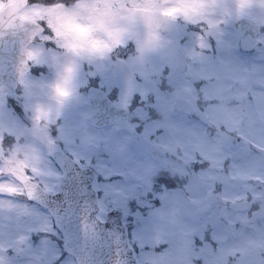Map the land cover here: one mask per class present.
I'll use <instances>...</instances> for the list:
<instances>
[{"label":"rangeland","instance_id":"rangeland-1","mask_svg":"<svg viewBox=\"0 0 264 264\" xmlns=\"http://www.w3.org/2000/svg\"><path fill=\"white\" fill-rule=\"evenodd\" d=\"M9 1L11 0H0V8ZM127 1L133 0H105V5L97 0H74L68 2L69 4L63 0H54L52 5L57 6L52 7L35 0L23 8L20 12L22 16L44 20L48 30L29 49L33 71L21 79L24 86L21 95L26 96L25 103L34 110L37 119L46 118L47 121L56 122L54 117L62 114V122L59 121L58 126L59 134L56 137L63 140L66 149L75 153L82 162H94L97 170L101 172L103 179L97 183V188L101 191L100 202L103 209L116 204L125 206L129 219L127 221L132 228L131 236L141 244L152 245L161 236L169 242L173 241V248L170 247L165 252L169 254L168 259L160 263L162 255H155L156 264H183L182 260L191 255V251L186 250V245L192 240L194 230L188 226L197 223V206L193 203L184 217L170 213L166 210L167 207L154 206L156 195L148 197L146 194L150 184L149 177L157 172L158 165L150 155L138 154L126 131L115 130L116 133L106 136L111 133L110 128L103 129L102 133H96L92 129L88 117L89 93L85 97V88L90 84L87 82L88 77L98 78L101 75L100 85L109 89L118 84L115 100L125 107L129 104L133 90H140L145 95L150 89H155L154 99L159 107L168 108L162 120L155 119L146 123L142 132L171 155L168 157L173 167L171 171L178 173L180 177H186L193 169L199 171L204 181L202 187H198L192 180H187V183L195 201L200 204L203 191L209 188L213 191L218 182L244 181L252 175L264 180V148L256 147L264 145V64H260L257 57L254 60L241 59L236 55L232 44L219 45L215 54L205 55L196 51L193 44L186 43L183 47L193 54L195 60L194 77L206 76L208 82L200 88L201 93L192 80L175 82L167 91L158 90L156 83L163 75L162 62L172 63L173 68L178 35H162L154 29L142 27L133 12L134 7L130 8ZM175 1L147 0L144 5H155L165 10H173L174 13L186 12L182 11L185 7H177ZM257 2V14H263L264 21V0ZM130 35L137 37L140 50L133 55H129V51L126 56L120 57L128 58L126 61L138 76L135 81L121 84L117 82L108 53L117 42L126 44ZM46 41H51L54 45L45 46ZM49 46L59 51L52 47L45 51ZM221 47H225L224 50ZM146 60L151 61L152 65ZM47 62V72L38 74V69L43 63L47 65ZM253 62L255 69L250 76L249 69L245 67ZM34 83L43 87V96L36 97L33 94ZM255 83L258 86H254ZM250 87L252 93L248 91ZM252 95L253 106L249 102ZM177 96H187L200 102L199 115L188 118L183 112L173 111L170 103ZM216 97H235L240 104L236 105L237 108H223L213 102L208 104V108L203 99L210 98L212 101ZM4 102L5 99L0 97V141L3 139L1 129L11 131L9 126L14 122L10 120L11 116L7 112L3 113V109L6 110ZM203 103L205 108H202ZM244 107L247 109H242ZM206 114H210L218 122L206 118ZM222 122L225 124H220ZM208 123L213 125L215 132L209 130ZM240 123L244 124L237 132L243 139L241 143L235 146L226 143L217 131L218 126L232 131ZM16 124L15 132L20 133L21 142L12 144L11 150L18 161L32 167L33 174L41 184L48 190H55L59 173L46 158L44 147L23 132L19 122ZM161 128L164 132L157 134V130ZM152 134L156 135L155 140L150 137ZM249 140L255 142V150L254 153L250 151L251 154L246 151ZM244 167L249 168V172H245ZM1 170L0 165V172ZM113 176L114 180L109 181ZM118 176L123 178L118 179ZM0 183L14 184L23 193L21 187L4 173L0 174ZM225 192L230 198L241 193L228 186ZM19 199H22V195L0 194V264H76L72 257L63 253L59 243L60 236L52 225L49 213ZM47 231L50 236H44L37 241L33 238L34 233ZM7 246L15 248V252L6 251Z\"/></svg>","mask_w":264,"mask_h":264},{"label":"flooded vegetation","instance_id":"flooded-vegetation-1","mask_svg":"<svg viewBox=\"0 0 264 264\" xmlns=\"http://www.w3.org/2000/svg\"><path fill=\"white\" fill-rule=\"evenodd\" d=\"M97 1H101L104 5L107 4L105 0ZM257 1L258 0H176V6L185 7L182 8V11L185 10L186 12L173 13L178 20V30L176 32L164 33L165 35H178L176 50L179 45L185 46L186 43H191L194 45L196 51L204 54L206 50H209L211 44L217 43L223 46L233 44L240 46L242 33L247 34L249 40H251L253 32H256L258 33L257 38L259 41L256 49L252 51H243L240 46V53L251 56L254 51L261 47L260 60L264 62V21H262L263 14L260 16L257 14ZM144 3H147V0L126 2L130 8L134 7V14L135 10L143 7L163 10L155 5L147 7ZM255 15L256 17H253ZM250 18L262 23L259 31L252 26ZM231 19H240V21L237 23V26H234L230 22ZM142 27L154 29L156 33H163L154 26L142 25ZM48 44L47 42L44 45L46 46ZM183 49L186 51L185 47H183ZM237 50L239 51V49ZM186 52L191 58L193 57L191 52ZM4 99V108L7 111L3 109V113L7 112L10 116H12L13 112L18 113L17 98L15 96H10ZM89 113L91 116V108ZM15 124L16 122H13L9 126L11 129L8 128L14 134ZM29 125L30 124H27V128ZM24 126H22V128H25ZM92 129L96 131L97 127L92 124ZM3 131L8 130L2 128L1 132ZM48 160L50 164H54L53 161L50 159ZM1 164L0 161V165ZM164 169H166L168 173L167 168ZM176 185L185 188L189 196L192 195L193 197L192 190L190 188L188 190V188L181 183L170 185H167L165 182L162 184L158 183L156 187L149 192H151V195H156L155 206L167 207L166 210L170 213H174V215L178 214L184 217L190 211V206L193 203L197 206V210L195 211L197 213V223L189 224L188 228L190 227L192 230L200 232L201 236L193 238L187 243L186 250H190L191 255L185 257V259L182 260L184 262L181 263L264 264V183L254 181L221 183L222 186H225V190L226 186L234 187V189H237L239 192L241 191V193L239 194L240 198H237L238 195L230 198V195L226 192L222 194L227 205L224 206L223 211L215 222H213V208L211 205V200L215 191H210V188L204 190L203 198L200 200L202 204L195 201L193 197L187 204L182 205L179 202L164 198L168 189ZM218 190L221 191L222 189L218 188ZM241 200H248L249 202H243L238 207L232 205V202ZM181 202L183 203L184 201ZM207 240L212 241L214 244V248L210 253L209 250L203 248V243ZM156 241L157 242L151 245V243L141 244L139 240H133L132 243L138 245V258L141 263L156 264L155 255H162L160 263H164V260L168 259L167 256L169 254L165 252L168 248H173V241L168 242L162 236ZM148 251H150V254H148ZM188 261L191 262L189 263Z\"/></svg>","mask_w":264,"mask_h":264},{"label":"water","instance_id":"water-1","mask_svg":"<svg viewBox=\"0 0 264 264\" xmlns=\"http://www.w3.org/2000/svg\"><path fill=\"white\" fill-rule=\"evenodd\" d=\"M26 3L27 0H16L0 12L2 37L0 87L6 93L17 86V80L29 69L26 47L42 29L40 25L18 17V10ZM137 13L142 14V11L137 10ZM181 61L184 67V61L182 59ZM127 78L128 76L122 77L123 80ZM35 91L41 94L40 88H36ZM180 107L178 104L175 106V108ZM101 111L102 109L97 107V112L94 114L96 120ZM100 116L105 118V115ZM33 134L40 137L36 129L33 130ZM41 138L47 146L50 145L43 137ZM137 140L139 144L146 146L140 137ZM0 154H2L1 147ZM14 163V159L7 161L6 171H13L24 182L30 199L43 203L51 209L56 224L63 231L64 248L76 257L78 264H139L133 249L129 246L127 228L122 222L123 211L114 209L112 213L107 214L105 221L97 218L98 196L92 186L96 175L91 169L81 170L70 167L63 174L59 191L49 193L29 180L22 168ZM80 204L88 205L89 210L80 211L73 208ZM116 213L118 217L114 216Z\"/></svg>","mask_w":264,"mask_h":264},{"label":"snow or ice","instance_id":"snow-or-ice-1","mask_svg":"<svg viewBox=\"0 0 264 264\" xmlns=\"http://www.w3.org/2000/svg\"><path fill=\"white\" fill-rule=\"evenodd\" d=\"M56 6L57 5H52V7H56ZM5 193L11 196H18L23 194L14 184L0 183V194H5Z\"/></svg>","mask_w":264,"mask_h":264},{"label":"clouds","instance_id":"clouds-1","mask_svg":"<svg viewBox=\"0 0 264 264\" xmlns=\"http://www.w3.org/2000/svg\"><path fill=\"white\" fill-rule=\"evenodd\" d=\"M57 51H59V49H57Z\"/></svg>","mask_w":264,"mask_h":264}]
</instances>
